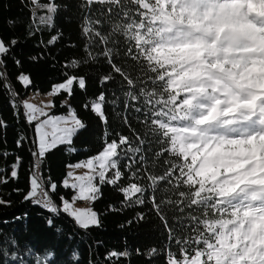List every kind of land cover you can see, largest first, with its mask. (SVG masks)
I'll return each mask as SVG.
<instances>
[{
  "label": "snow or ice",
  "instance_id": "6c2138e0",
  "mask_svg": "<svg viewBox=\"0 0 264 264\" xmlns=\"http://www.w3.org/2000/svg\"><path fill=\"white\" fill-rule=\"evenodd\" d=\"M27 2L32 7L28 23L24 24L26 36L42 34V28L49 33L55 29L46 43L41 40L36 46L54 47L63 36L55 24L61 5L56 0ZM96 5L100 8L96 9ZM77 7L87 9L79 24L83 55L73 58L67 66L79 68L102 57L109 71L99 75L97 83L103 88L118 75L123 108L143 114L146 132L142 136L131 129L126 116L123 123L132 131L131 137L118 132V138L109 141L106 131L102 150L67 165L88 171L82 175L66 173L61 186L75 194L71 201L60 195L58 207L50 195L58 185L50 177L45 180L41 169L50 152L72 145L74 137L87 127L70 103L73 86L86 91L87 78L64 72L63 81L53 84L49 95L67 94L60 102V107L67 109L65 114L45 111L55 107L51 100L43 107L27 100L22 102L23 119L33 129L28 190L23 200L53 214L46 220L49 228L55 227V217L63 213L76 228L87 231L102 227L101 216L91 206L74 207L75 202H95L102 195V185L112 186L122 196L125 207L150 204L167 234L168 243L163 248L153 247L147 253L137 249L138 255H146L149 264L157 255L164 257V264H264V0H79ZM63 8L67 10L68 4ZM37 9L43 12L38 24ZM17 24L13 19L7 21L11 31ZM106 25L110 26L107 30ZM18 43L17 37L5 41L0 33V83L12 97L18 93L7 82L5 57L21 67L22 62L13 51ZM121 43L127 46L125 56L136 62L143 75L134 77L115 62ZM94 46L102 47L94 52ZM43 58V51L28 57L31 62ZM16 80L24 88L33 83L30 74L23 72ZM89 101L83 108L105 126V102L113 106L114 112L121 102L115 93L108 101L107 90ZM10 105L19 117L20 105L14 99ZM0 128H7L2 118ZM148 135L162 149L154 154L153 167L162 155L174 158L165 160L168 168L163 174L149 170L144 154ZM26 140L21 135L16 146L23 147ZM68 150L76 151L71 147ZM9 155L8 151L0 153L4 158ZM121 161H126L123 171ZM21 164L22 157L17 155L10 165L13 179L18 178ZM8 170L0 168V173ZM126 173L130 174L129 182L122 185ZM7 182V176H0V184ZM161 184L163 189L159 188ZM181 187L185 190L180 191ZM42 189L43 197L38 198ZM158 190L164 193L160 200L155 196ZM169 192L177 198L167 195ZM10 204L0 198V205ZM165 206L178 213L173 217L174 223H169ZM113 210L115 206L109 205L108 211ZM196 212L199 214L194 215ZM144 219L145 214L138 212L127 223ZM177 228L186 234H178ZM66 238L71 240L73 235L69 233ZM173 242L176 251L172 249ZM129 256L127 249L113 250L105 254V260ZM79 259V253L73 251L63 264H79ZM0 264L60 262L54 250L37 253L30 245L21 250L19 242L11 238L0 241Z\"/></svg>",
  "mask_w": 264,
  "mask_h": 264
},
{
  "label": "trees",
  "instance_id": "16d2710c",
  "mask_svg": "<svg viewBox=\"0 0 264 264\" xmlns=\"http://www.w3.org/2000/svg\"><path fill=\"white\" fill-rule=\"evenodd\" d=\"M47 0H41L45 3ZM61 5L60 11L55 15L56 29H61L63 36L60 41L49 49L36 47L41 40L45 43L49 39L50 34H55V29L49 33L47 29L42 28V34L38 32L35 36L28 38L25 33L24 24L28 23L29 9L32 7L27 0H0V33H2L5 41L9 37L15 36L19 39V43L13 50L16 53L22 64L17 67L13 60H7V82L12 85V90L18 93L17 96H10L8 90L2 87L0 83V118H2L7 128H0V153L8 151L11 153L7 158L0 156V168L8 167L7 172L0 173V176H7L8 182L0 184V198L5 201H10V206L0 205V241H6L15 238L19 242L21 250L26 245H30L35 252L44 253L45 251H55L57 253V261L63 264L73 251L79 253V264H149L146 255H138L137 249L142 253H147L149 249L156 247L163 248L168 243L167 234L163 230V226L155 213L151 211V205L146 204L143 207H125L122 205V196L112 186L102 185L101 197L90 204L93 209L100 214L102 227H92L89 230H81L73 225V222L63 213L55 217V227L49 228L46 220L50 215L44 208L38 205H33L31 202H25L23 195L28 190V177L30 166V142L33 138V129L23 119V108L21 100L30 92L46 93L51 90L55 83L62 82L64 72L73 75H84L87 78L86 91L79 89L74 85V94L70 99L71 105L76 109L80 118L85 122L87 127L79 132L75 137L73 144L70 146H59L58 149L50 152L41 169L42 177L47 180L57 183V191L50 193L53 200L60 207L59 197L64 195L68 200L74 195V190L64 189L61 186L62 180L67 173V165L90 158L102 150L105 142V132L109 133L108 140L117 139L116 133H122L126 136H132V131L129 126L123 123L126 116L131 125V129L145 135L146 128L142 123L143 114L137 113L132 109L127 111L123 108V99L119 91L120 85L117 81L120 77L103 86L97 83V77L107 73L109 67L104 59L98 58L94 64H81L79 68H71L67 66L73 58L79 59L83 55L84 40L81 39L80 21L82 16L87 12V9L77 7L79 0H56ZM68 4V9L64 10L63 5ZM99 9L100 6H94ZM43 14V12L37 11ZM13 19L18 22L14 31L9 30L7 21ZM22 22V23H21ZM35 23H39L38 17L35 18ZM110 26H105V30ZM75 45V46H72ZM102 46H94L93 51L98 52ZM41 51L44 52V58L39 62H31L28 57L38 55ZM127 46L121 43L116 49L115 62L123 65L125 70L134 77L143 75L140 72L139 66L131 58L125 56ZM49 52L51 55H49ZM30 74L32 84L24 88L17 82L16 77L19 73ZM147 75H153L147 73ZM151 87V85H149ZM107 90L108 101L113 99V93L120 97V104L114 112L113 106L109 102H105L104 111L108 118V123L105 126L90 110H85L83 104L90 102L89 98H95L101 91ZM66 93L57 97H52L55 107L50 110L51 114H65L67 109L60 107L61 100L66 98ZM15 100L16 104L20 105L19 111L21 115H14V110L10 105L11 100ZM117 112L119 115H117ZM27 137L23 147L16 146V140L21 136ZM147 143L144 146V154L149 160V170L155 174H163L168 165L165 160H173L170 154H165L159 157L155 167L152 166V159L156 152L162 151L159 144L150 136H146ZM138 143V142H136ZM75 148V152H71L69 148ZM22 157V164L18 170V178L13 179L10 176V165L15 160L16 156ZM126 161H121V170ZM130 174H125V179L121 182L122 185L128 183L127 177ZM141 183H147L146 180H141ZM47 187V186H46ZM164 188V184L159 186ZM20 189V192L14 191ZM184 191V188H180ZM152 194V193H149ZM164 193L158 190L155 193L157 200H160ZM167 195L177 198L173 192ZM114 205L115 210L108 211V206ZM163 211L169 217V223H174L173 217L178 213H173L168 207H163ZM138 212L145 214V219L141 222H133L131 225L127 221L132 220ZM25 213L27 214L25 216ZM198 215L199 213H193ZM20 216V220H13L14 217ZM7 220L8 223H3ZM123 225V226H122ZM61 228V232L56 229ZM175 231L184 235L179 228ZM71 233L73 239H67V235ZM99 242V243H97ZM127 249L130 256L127 259L112 258L109 261L105 260V254ZM173 251H176V245L172 243ZM150 264H164V257L157 255L153 257Z\"/></svg>",
  "mask_w": 264,
  "mask_h": 264
},
{
  "label": "rangeland",
  "instance_id": "374dc122",
  "mask_svg": "<svg viewBox=\"0 0 264 264\" xmlns=\"http://www.w3.org/2000/svg\"><path fill=\"white\" fill-rule=\"evenodd\" d=\"M36 11H40V9H37ZM39 15H41V14L37 13V17H39ZM49 92L50 91H48L46 93L30 92L21 100V103L23 101L27 100L29 103L37 105L38 107H43L48 101H50V100L52 101V97L53 96L49 95ZM51 109L45 108V111H49L50 112ZM74 163H77V162H74ZM74 163H72V164H74ZM68 171H73L76 175H82V174L86 173L88 170L86 168L70 169V168L67 167V172ZM94 183H98V180L94 181ZM69 201H71V199ZM90 204L91 203L88 202V201H79L78 200V201L75 202L74 207H76V208H86V207H89Z\"/></svg>",
  "mask_w": 264,
  "mask_h": 264
},
{
  "label": "built area",
  "instance_id": "2783aa9c",
  "mask_svg": "<svg viewBox=\"0 0 264 264\" xmlns=\"http://www.w3.org/2000/svg\"><path fill=\"white\" fill-rule=\"evenodd\" d=\"M43 197V189L41 190L40 196L38 198H42Z\"/></svg>",
  "mask_w": 264,
  "mask_h": 264
}]
</instances>
